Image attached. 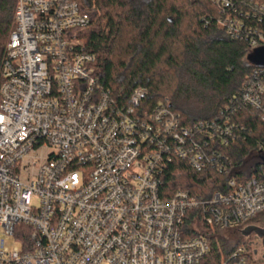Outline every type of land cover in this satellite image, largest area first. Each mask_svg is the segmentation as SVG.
Masks as SVG:
<instances>
[{
    "label": "built area",
    "instance_id": "obj_1",
    "mask_svg": "<svg viewBox=\"0 0 264 264\" xmlns=\"http://www.w3.org/2000/svg\"><path fill=\"white\" fill-rule=\"evenodd\" d=\"M90 25L77 0H17L0 89V264H207L208 238L189 230L248 226L264 213V174L231 178L208 200L167 197L176 162L228 172L219 149L236 137L231 107L184 127L165 104L143 110L145 88L119 99L79 38ZM225 26L232 38L249 31ZM249 40L264 48V36ZM263 97L257 68L239 100L264 120ZM222 264H248L244 249Z\"/></svg>",
    "mask_w": 264,
    "mask_h": 264
},
{
    "label": "trees",
    "instance_id": "obj_2",
    "mask_svg": "<svg viewBox=\"0 0 264 264\" xmlns=\"http://www.w3.org/2000/svg\"><path fill=\"white\" fill-rule=\"evenodd\" d=\"M77 2L91 19L79 38L95 56V75L103 89L128 102L136 89L145 88L148 95L142 109L165 104L184 127L215 121L231 107L227 116L237 128L236 137L219 149L222 159L231 163L228 172L209 168L198 173L176 162L165 176L167 197L184 191L208 200L217 192L225 193L231 178L246 182L264 174L262 111L239 100L253 71L264 68V48L252 47L249 40L264 36V0ZM16 7L17 0H0V89ZM228 20L242 21L249 31L243 29L242 37L232 38L225 26ZM207 229L189 230L208 238L207 264H222L239 249H244L249 264L245 245L229 250L218 230Z\"/></svg>",
    "mask_w": 264,
    "mask_h": 264
},
{
    "label": "rangeland",
    "instance_id": "obj_3",
    "mask_svg": "<svg viewBox=\"0 0 264 264\" xmlns=\"http://www.w3.org/2000/svg\"><path fill=\"white\" fill-rule=\"evenodd\" d=\"M188 1L192 3V2H195L196 0H188ZM190 10L194 11V6L193 8H190ZM191 23L192 21L191 19H189L188 24H191ZM200 228L203 232H207L208 230L204 227V225H201ZM220 236L225 242V245L227 246L229 250L233 249L236 246L245 245L246 248H248V251L250 253L249 264H264L263 262L264 247L262 244V239L258 237V235L254 233L252 235H245L242 229V230L234 231V232H223L220 234ZM11 245H13V243H11Z\"/></svg>",
    "mask_w": 264,
    "mask_h": 264
},
{
    "label": "flooded vegetation",
    "instance_id": "obj_4",
    "mask_svg": "<svg viewBox=\"0 0 264 264\" xmlns=\"http://www.w3.org/2000/svg\"><path fill=\"white\" fill-rule=\"evenodd\" d=\"M257 230H264V213L261 214L259 218L251 222L248 226L243 228V233L245 235H252L253 233L257 235Z\"/></svg>",
    "mask_w": 264,
    "mask_h": 264
},
{
    "label": "water",
    "instance_id": "obj_5",
    "mask_svg": "<svg viewBox=\"0 0 264 264\" xmlns=\"http://www.w3.org/2000/svg\"><path fill=\"white\" fill-rule=\"evenodd\" d=\"M257 235L258 237H260L262 239V244H263V247H264V230H257Z\"/></svg>",
    "mask_w": 264,
    "mask_h": 264
}]
</instances>
